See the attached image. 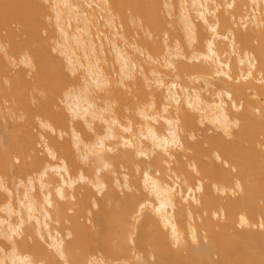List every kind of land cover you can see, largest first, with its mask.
I'll return each mask as SVG.
<instances>
[{"label": "bare ground", "instance_id": "6f19581e", "mask_svg": "<svg viewBox=\"0 0 264 264\" xmlns=\"http://www.w3.org/2000/svg\"><path fill=\"white\" fill-rule=\"evenodd\" d=\"M0 264H264V0H0Z\"/></svg>", "mask_w": 264, "mask_h": 264}]
</instances>
